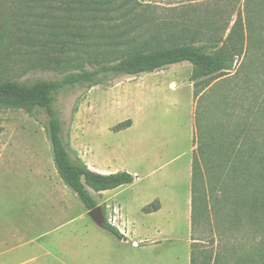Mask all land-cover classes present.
I'll list each match as a JSON object with an SVG mask.
<instances>
[{
	"label": "trees",
	"instance_id": "trees-1",
	"mask_svg": "<svg viewBox=\"0 0 264 264\" xmlns=\"http://www.w3.org/2000/svg\"><path fill=\"white\" fill-rule=\"evenodd\" d=\"M263 1L247 19L246 35L238 27L239 17L227 36L230 44L221 45L176 42L173 36L161 37L154 32L155 25L149 26L148 38L139 40L135 34L148 26L145 15L128 18L133 11L127 8L126 0H0V108L22 110L30 117H35L38 110L45 113L43 126L56 173L90 210L99 204L94 193L130 184L135 176L127 171H95L69 143L63 142L61 123L53 107L57 93L68 85H103L122 75L136 76L189 62L194 96L208 98L207 91L215 95L221 90L211 81L227 77L242 55L247 79L250 74L264 76ZM27 71H53L63 76L31 85L14 80ZM249 90L259 100L249 110L255 126L247 127L246 122L234 128L194 126L190 264L264 263V78L260 84L256 80L252 87L246 85L241 97L246 98ZM237 98H232L233 104ZM195 116L196 109L197 125L200 121ZM130 125L131 120L126 119L113 130ZM213 195L227 207V232H222L225 243L217 244L215 252L206 253L200 250L193 233L209 219L210 206H215V201L211 204ZM158 207V201H154L143 211ZM101 210L105 214V204ZM244 225L255 235L260 234L258 242H239L238 233ZM101 226L118 239L124 237L108 218Z\"/></svg>",
	"mask_w": 264,
	"mask_h": 264
},
{
	"label": "rangeland",
	"instance_id": "rangeland-1",
	"mask_svg": "<svg viewBox=\"0 0 264 264\" xmlns=\"http://www.w3.org/2000/svg\"><path fill=\"white\" fill-rule=\"evenodd\" d=\"M259 3L260 0H126L125 4L133 11L128 15V18H136L140 13L145 15V25L148 26L135 34V36H139V40L148 38L149 26L155 25L154 32L161 33V37H166L167 34L173 36L174 39L176 38V42H219L221 45H227L230 44L227 36L239 17L241 23L238 27L240 32H243V36L246 35L247 19L253 15ZM133 33L134 31L131 32V34ZM244 58L243 55L238 57L234 68L229 71L227 77H221L219 82L211 81V85L221 88L219 94L214 95L209 90L207 91L209 97L202 99L194 96V87L190 79L192 65L189 62L172 64L163 69L136 76L122 75L103 85L91 87L86 84L68 85L57 93L53 102V107L61 123L62 140L69 143L88 163H94V161L105 163L108 160L109 165L116 167L122 159L139 168L137 157L140 150L138 145L140 126L153 125L156 118L172 117L175 120L174 123L178 124V126H169L170 133L177 137L176 148L178 147L179 150L191 148V155H193L195 149L194 126L234 128L240 122H246L244 125L247 127L256 125L252 121L253 118L249 110L254 109L259 100L254 98L253 92L250 90L247 92L246 98H242L241 95L246 85L249 84L252 87V82H256V80L260 84L264 76L250 74V78L247 79L244 73L245 66L242 65ZM62 76L63 74L53 71H27L14 80L21 84L31 85L38 81L58 80ZM144 86L150 87L153 91H159L163 87L178 91L167 90L140 98L139 91ZM190 95L192 96L193 126H190L188 117L184 119L188 114L187 111L179 109L177 105H171L173 100L186 102L189 109ZM233 97H238L234 104L232 103ZM195 109L196 116L200 121L197 125L194 122ZM129 118L135 120L133 129L126 131L122 136L109 131L107 126L119 122L120 119ZM46 120L47 117L42 110H38L35 117H30L22 110L0 108V221L5 223L7 226L5 228L8 230L16 229L13 222L19 218V214L23 208L26 209L27 205L28 207L34 206L36 214H41L38 207L42 199L45 200V206L49 210L47 212L51 214V224L48 227L38 226L37 223L34 224L35 227H20L19 229L25 234L37 233L42 229L53 228L55 230L62 225L64 219H79V222L87 223L92 219L88 210L83 208L79 199L56 173L50 142L43 126ZM162 122L170 123L167 120ZM184 123H187L188 126H182ZM113 127L110 129L113 130ZM121 144L122 151L119 148ZM149 165L148 162H145L142 168L148 170ZM175 165H177L176 162L166 165L157 170L154 175L138 181L132 189H125L129 214L135 221V227L139 234L148 230L147 226L151 230L153 224L150 222L158 221L161 218L143 214L139 206L153 188L150 183L155 181L156 176ZM137 171L139 173L140 170ZM140 178H142V174ZM219 184L220 182H217L218 186ZM183 187L184 184L181 183L180 188ZM17 190H20V194L16 192ZM46 190L53 194L48 203H46L47 195H44ZM217 192L219 193V191ZM213 196L215 198H211V204H214L215 201V206H210L209 219L204 221L193 233V237L197 238L196 242H198L200 250L206 253H213L217 250V244H224L226 237L222 235V232L223 234L227 232L225 219L228 213L227 207L221 203L220 198L216 200L219 194ZM98 203L101 207L100 200ZM183 207L181 205L179 213L176 214L179 219L173 218L178 221L180 229L186 222L181 214ZM112 208L113 206H108L105 214L102 212L104 219L110 218ZM88 227H93L94 230L97 225L94 223L93 226L91 224ZM93 230L92 234H94ZM134 233L136 230L133 227L129 228V234ZM191 237L190 231V243L192 242ZM238 237L239 242L245 243L249 239L258 242L260 234L255 235L244 225L240 228ZM218 238L224 240L218 242ZM11 244L10 242L4 244L3 249ZM173 244L179 249L182 246L181 241H176ZM166 246L169 247L168 244ZM180 253L182 254L181 251Z\"/></svg>",
	"mask_w": 264,
	"mask_h": 264
},
{
	"label": "crops",
	"instance_id": "crops-1",
	"mask_svg": "<svg viewBox=\"0 0 264 264\" xmlns=\"http://www.w3.org/2000/svg\"><path fill=\"white\" fill-rule=\"evenodd\" d=\"M167 90L170 92L178 91H172L167 87L153 91L150 87L144 86L139 91V97L159 94ZM190 97L189 109L186 102L173 100L171 105H177L179 109L187 111L188 114L184 119L188 117L190 126H193L192 96L190 95ZM129 119L131 125L124 129L118 131L110 129L117 123L124 121L122 119L107 127L109 131L122 136L123 133L135 127V120ZM165 120L170 121V123H163L162 121ZM154 121L153 125L140 126L138 137L140 150L137 157L139 168L124 162L122 159L116 167L109 165L108 160L105 163H99V161L88 163L84 160L89 168L101 173L127 171L135 176L134 181L130 184L107 189L100 194L94 193L101 205L105 203L106 207L113 206L112 215L108 219L124 234L122 239L110 234L101 224L90 218H88L90 219L88 223L79 222V219H64L66 221H62V225L55 230L53 228V230L42 229L37 233L25 234L19 229L20 227H35L34 224L36 223L38 226L48 227L51 224V214L47 212L49 210L45 206V200L42 199L38 207L41 214H36L34 206L28 207L27 205L26 209L23 208L19 214V218L14 222L12 221L16 226L15 230L6 229L5 223L0 221V264H190L192 150L191 148L184 150L176 148L177 137L170 133L169 127L178 126L174 123V118L162 117L156 118ZM182 126H188V124L184 123ZM119 148L122 151V144ZM145 162L150 164L148 170L142 168ZM174 162L177 165L164 173L162 172L155 177L154 182L150 183L153 188L148 197L139 205L143 214L160 216L161 218L158 221L150 222L153 224L151 230L147 226L148 230L139 234L135 227L136 223L129 214V203L126 199L125 189H132L141 179L154 175L157 170ZM152 164L155 165L152 166ZM137 170H140L139 173ZM141 174L142 178H140ZM181 183L184 184V189L180 188ZM19 191L16 192L20 194ZM44 195H47L46 203H48L53 194L46 190ZM154 201L159 203L157 210L143 211V207ZM181 205L184 206L181 214L186 220L182 229L178 226V221L173 219L174 217L179 219L176 214L179 213ZM83 208L86 210L84 205ZM90 223L92 226L95 223L97 227L93 230V227H88L91 225ZM132 227L136 233L129 234V228ZM92 230L94 234H92ZM176 241L182 242L180 249L173 244ZM9 242L12 244L3 249V245ZM166 244L169 247H165Z\"/></svg>",
	"mask_w": 264,
	"mask_h": 264
},
{
	"label": "water",
	"instance_id": "water-1",
	"mask_svg": "<svg viewBox=\"0 0 264 264\" xmlns=\"http://www.w3.org/2000/svg\"><path fill=\"white\" fill-rule=\"evenodd\" d=\"M89 215L91 218L98 224H102L104 221V216L102 214L101 207L99 205L95 206L94 208L88 210Z\"/></svg>",
	"mask_w": 264,
	"mask_h": 264
}]
</instances>
